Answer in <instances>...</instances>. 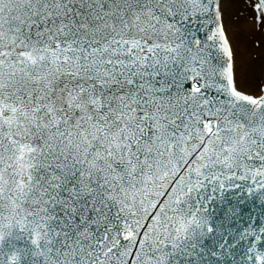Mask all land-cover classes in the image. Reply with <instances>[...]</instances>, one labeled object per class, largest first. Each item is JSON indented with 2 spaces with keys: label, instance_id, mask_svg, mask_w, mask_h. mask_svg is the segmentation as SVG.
<instances>
[{
  "label": "snow or ice",
  "instance_id": "obj_1",
  "mask_svg": "<svg viewBox=\"0 0 264 264\" xmlns=\"http://www.w3.org/2000/svg\"><path fill=\"white\" fill-rule=\"evenodd\" d=\"M0 264H264V0H0Z\"/></svg>",
  "mask_w": 264,
  "mask_h": 264
}]
</instances>
